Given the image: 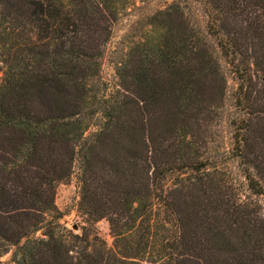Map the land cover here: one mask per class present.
I'll list each match as a JSON object with an SVG mask.
<instances>
[{
    "label": "trees",
    "instance_id": "obj_1",
    "mask_svg": "<svg viewBox=\"0 0 264 264\" xmlns=\"http://www.w3.org/2000/svg\"><path fill=\"white\" fill-rule=\"evenodd\" d=\"M195 1L203 31L189 0L154 10L109 84L101 59L129 0H0V256L264 264V0ZM210 38L239 81L222 154L208 138L227 78ZM75 160L80 234L55 204ZM102 218L111 248L94 226Z\"/></svg>",
    "mask_w": 264,
    "mask_h": 264
},
{
    "label": "rangeland",
    "instance_id": "obj_2",
    "mask_svg": "<svg viewBox=\"0 0 264 264\" xmlns=\"http://www.w3.org/2000/svg\"><path fill=\"white\" fill-rule=\"evenodd\" d=\"M172 0H148L140 2L139 0H129V4L123 10L117 19L114 21L111 30V37L104 48V56L101 59L100 75L103 82L111 84L115 80L114 62L126 52L128 47L145 37L149 26L148 15L154 10L163 8ZM189 7L186 10L187 16L191 24L203 31L206 25V17L201 8V5L195 0H189ZM209 38V37H208ZM210 43L214 51V55L220 63L225 76L227 78V101L220 110V115L214 121V126L209 136V149L216 152H225L231 143L230 129L227 127L226 115H231L232 109L229 106L235 102V95L238 89V79L234 77L230 71V66L226 63L225 58L215 46L213 39L210 38ZM0 72V81H1ZM223 104V103H222ZM222 115V117H221ZM227 121V120H226ZM223 151V152H222ZM226 155V154H225ZM224 155V157H225ZM224 159V158H222ZM228 172L232 176H238L243 180L239 174L238 168L233 158L228 157ZM79 164L75 160L73 163L72 174L69 179L57 184L55 194V204L62 212V217L59 219L60 223L67 229L74 233H81L82 227L88 224V218L82 214L78 209L80 198V185L78 180ZM98 235L104 240L107 247L113 246V236L110 231L107 219L102 218L94 224ZM0 264H12L11 252L0 256Z\"/></svg>",
    "mask_w": 264,
    "mask_h": 264
},
{
    "label": "water",
    "instance_id": "obj_3",
    "mask_svg": "<svg viewBox=\"0 0 264 264\" xmlns=\"http://www.w3.org/2000/svg\"><path fill=\"white\" fill-rule=\"evenodd\" d=\"M263 80H264V77H263Z\"/></svg>",
    "mask_w": 264,
    "mask_h": 264
}]
</instances>
